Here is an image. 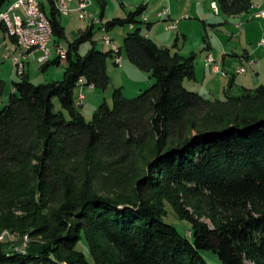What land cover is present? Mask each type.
Masks as SVG:
<instances>
[{"label": "trees", "instance_id": "obj_1", "mask_svg": "<svg viewBox=\"0 0 264 264\" xmlns=\"http://www.w3.org/2000/svg\"><path fill=\"white\" fill-rule=\"evenodd\" d=\"M216 1L227 16L247 13L253 5V0ZM49 2L50 14L41 8L53 38L63 39L57 1ZM95 2L103 18L107 0ZM5 9L6 0H0V12ZM146 9L141 5L104 25L107 32L124 25L133 29L118 55L124 50L130 64L155 80L139 96L128 99L122 88L114 89L112 106L103 103L90 122L78 111L80 80L99 90L112 83L107 67L115 53L96 50L95 25L69 44L62 81L34 85L24 73L13 83L0 110V231L27 232L42 241L24 250L0 244V264H92L78 250L83 240L93 264H208L203 250L213 251L222 264H264V109L187 136L196 127V114L216 105L260 111L264 85L223 104L188 91L183 82L194 77L193 59L172 54L135 27L144 23L138 19ZM0 33L17 44L5 24ZM87 42L92 49L81 56L79 48ZM51 64L61 61H48L43 70ZM5 90L0 79V101ZM150 139L156 143L154 157L131 195L95 189L103 175L95 171L104 160L131 164ZM84 160L88 178L79 187L72 172ZM164 199L193 230L182 235L164 220L158 206ZM196 201L207 208L212 227L185 208Z\"/></svg>", "mask_w": 264, "mask_h": 264}, {"label": "rangeland", "instance_id": "obj_2", "mask_svg": "<svg viewBox=\"0 0 264 264\" xmlns=\"http://www.w3.org/2000/svg\"><path fill=\"white\" fill-rule=\"evenodd\" d=\"M153 1L107 0L105 14L101 18V8L95 0H92V6H88V11L94 14L95 17L92 15V18H88V20L85 18L86 21H83L81 12L80 14L78 12L79 0H72L68 3L70 11L68 14L61 12L57 6L61 15L62 25L65 23L67 25L63 26L65 28V38H53V43L50 45L51 62L58 58L57 45L68 51L69 44L74 43L78 38L79 30L85 31L87 27L93 24L95 25L93 43L96 50L102 52L111 50L110 46L105 45L104 36H109L114 44L122 48L124 37L133 31L130 25L117 26L109 32H104L103 26L115 18L125 19L130 12H134L139 6L145 5L147 10L138 19L144 23L135 24V27H140L144 34H152L151 36L153 40L155 38V43L158 46L160 45V47L169 49L172 54L178 53L186 59H193L194 77L186 78L183 82L184 87L188 91L199 94L205 101L212 104L217 102L223 104L229 98L243 97L247 90L253 94L252 91L264 85V18H255L256 14H263L264 0H253L250 11L237 16L225 15L220 10V5L216 0H165L166 3L164 5L160 3L154 4ZM38 2L50 14L51 6L49 0H38ZM76 5L78 7L75 8ZM165 8H168L169 11L171 10V20L179 21L178 24L173 23L171 25L164 18H157L159 16L158 12L164 11ZM198 12H202V15H198ZM167 13L164 12L163 15ZM183 15H188L190 18L180 21ZM147 21L153 23L150 29L147 27ZM5 43L13 51L15 50V45L11 39L8 36L5 38L3 33L0 34V79L6 83L5 94L2 98L3 100L0 101V110L8 103L9 96L13 90V83L20 81V74L17 71L14 58L27 59L25 56L28 53L22 52L19 46L20 49H18L16 54L12 51L10 53L6 50ZM93 43L82 44L79 48V54L85 56L92 49ZM20 50L21 53L19 54ZM8 53L10 57H6ZM122 53L124 62L121 58V65L115 63L114 59L108 60V74L112 78L109 88L99 90L83 86V94L85 96L83 106H80L79 102L76 104L78 111L87 122L93 119L94 114L103 103L107 102L112 106L114 89L122 88L124 96L128 99H133L155 83L150 74L140 71L128 62L124 50ZM210 55L213 58V63L208 62ZM40 56L41 54H37L35 60L26 62L25 74L29 76L30 81L34 85H45L62 81L68 64H51L44 71L43 65L38 62ZM73 58L75 59V54ZM215 66L219 67V71L214 70ZM240 69H244L245 72L240 73ZM54 103L56 111H61L57 99H55ZM216 106L196 114L193 123L196 127L192 128L187 136L197 135L219 121L227 122L244 114L256 115L264 109L262 108L258 111L253 110L250 106L249 109L235 106L228 108L227 105ZM66 116L68 117L67 114ZM155 147V140H148L144 146L138 148V157L131 164L124 166L116 165V161L111 159L104 160L105 164L100 165L99 163L100 170L95 172L103 173V175L98 182L94 183L95 189L104 195L113 196V194L119 193L131 195L138 180L145 174L146 164L154 157ZM79 166L72 173L74 182L81 187L84 180L88 178L85 173L89 170L90 165L89 162L84 160ZM202 205L196 201L193 205L185 203V208L190 214H195L196 218L200 217L201 222L212 227L214 225L213 218L207 212L205 205ZM158 206L165 213L166 218L164 220L175 226L182 235H186L187 232L193 230L191 223L179 219L170 201L166 199L159 200ZM27 234V232L21 235L10 230H2L0 231V244L15 246L16 248L18 244L27 247L30 242L40 243L42 241L41 238L33 241ZM78 250L82 251L88 261L93 264L90 249L85 240L79 244ZM200 253L208 264H222L219 256L213 251L203 250Z\"/></svg>", "mask_w": 264, "mask_h": 264}, {"label": "built area", "instance_id": "obj_3", "mask_svg": "<svg viewBox=\"0 0 264 264\" xmlns=\"http://www.w3.org/2000/svg\"><path fill=\"white\" fill-rule=\"evenodd\" d=\"M72 0H68L70 3ZM80 5L78 11L81 12V16H86V19L92 18V14L88 11V6H91L92 0H79ZM56 3H59L57 0ZM61 4V3H60ZM33 5V14H24L22 11V0H18L17 2L10 5L7 9L0 12V32L2 23H9V34L12 37H15L17 40V46H21L22 52H28V58H34V51L41 52V56L38 58V62L44 64L50 61L51 58V49L50 44L53 41V29L51 22L43 11L42 8H35L34 3ZM21 11V13H18ZM61 12H65L68 14L70 11L68 9V4H61ZM164 12H170L168 8L164 9V11L159 13V17H163ZM264 17L263 14H258L255 18H262ZM190 17L188 15H183L181 20H187ZM146 21V20H145ZM176 23L178 24L179 21H169V24ZM107 38V46L111 47V50L115 53V63L121 65L120 56V47L112 42L109 36ZM57 54L58 58L61 62L67 61L68 51L65 49H61L60 45H57ZM6 57H10L8 53ZM28 59H21V58H14V63L17 67V71L20 75L25 73L26 70V61ZM208 62L213 63V58L211 55L208 57ZM215 71H219V67H214ZM240 73H244V69L239 70ZM79 85L81 88L82 80H80ZM85 100V96L83 93L78 95L77 102L82 106ZM26 246L22 247L21 250H24Z\"/></svg>", "mask_w": 264, "mask_h": 264}, {"label": "crops", "instance_id": "obj_4", "mask_svg": "<svg viewBox=\"0 0 264 264\" xmlns=\"http://www.w3.org/2000/svg\"><path fill=\"white\" fill-rule=\"evenodd\" d=\"M6 1H8V3H6V9H7L10 5H12L13 3L17 2L18 0H6ZM59 1H60V0H59ZM152 1H153V0H152ZM169 1H170V0H169ZM153 3H154V4H159V3H160V4H163V5H164V4L166 3V1H165V0H154ZM71 4H72V3H71ZM40 5L45 9V7H44L42 4H40ZM259 5L261 6V4H259ZM91 6H92V3H91ZM91 6H90V7H91ZM76 7H78V5H76L75 8H76ZM146 8H147V6H146ZM169 9H170V8H169ZM146 10H147V9H146ZM45 11H46V9H45ZM46 12H47V11H46ZM78 12H79V11H78ZM160 12H162V11H160ZM160 12H158V14H159ZM170 12H171V10H170ZM170 12H168V13L165 14V15H163V17H161V18H160V17L158 16V14H157V16H158L157 18H158V19H163V18H164L165 21H170V20L172 19V15H170ZM18 13H21V11H18ZM79 14H80V12H79ZM91 14H92V13H91ZM92 15L94 16V14H92ZM198 15H202V12H200V13L198 12ZM79 16H80V15H79ZM94 17H95V16H94ZM262 18H264V17H262ZM80 19H81V18H80ZM89 19H90V18H89ZM86 20H88V19H86ZM86 20L84 19L83 21H86ZM61 23H62V22H61ZM152 24H153V23L147 21V27L149 26V27L151 28V27H152ZM64 25H67V24L65 23ZM64 25H63V26H64ZM93 25H94V24H93ZM89 27H90V26H89ZM87 28H88V27H87ZM87 28H86V29H87ZM150 28H149V29H150ZM80 31H83V30H79V33H80ZM103 31H104V32H107V31H105L104 26H103ZM0 34H2V33H0ZM145 35H146L149 39H151L153 42H155V41H154L155 38H154V40L152 39V36H151L152 34H148V33L146 34V33H145ZM4 36H5V38L7 37V35H4ZM104 37H106V36H104ZM103 39H104V38H103ZM12 43L15 45V50H14V51L8 46L7 43H5V48H6V50H7L8 52H10V53L13 52L14 54H16V53L18 52V49H20V48L17 46L16 43H14V42H12ZM52 43H53V41H52ZM52 43H51V44H52ZM51 44H50V45H51ZM156 44H157V43H156ZM105 45H106V44H105ZM157 45H158V44H157ZM159 46H160V45H159ZM60 48H61V49H64V48H62L61 46H60ZM162 48H163V47H162ZM11 51H12V52H11ZM20 53H21V50H20L19 54H20ZM19 54H18V55H19ZM37 54H41V52H39V51H34V58L29 57L28 60H27L26 62L28 63L30 60H35ZM122 54H123V53H122ZM18 55H17V56H18ZM57 55H58V54H57ZM51 57H52V55H51ZM121 58H122V60H123V62H124L123 55L121 56ZM248 58H249V56H248ZM56 59H57V58H56ZM56 59H55V60H56ZM53 61H54V60H53ZM50 62H51V58H50ZM61 64H64V65L66 64V65H67L66 62H61ZM122 64H123V63H122ZM114 65H115V64H114ZM107 70H108V67H107ZM25 72H26V70H25ZM110 78H111V77H110ZM111 82H112V78H111ZM83 88H84V87L78 89V91H77V95L83 93ZM13 91H14V89L12 90V92H13ZM79 105H80V104H79ZM80 106H81V105H80ZM82 106H83V105H82Z\"/></svg>", "mask_w": 264, "mask_h": 264}, {"label": "bare ground", "instance_id": "obj_5", "mask_svg": "<svg viewBox=\"0 0 264 264\" xmlns=\"http://www.w3.org/2000/svg\"><path fill=\"white\" fill-rule=\"evenodd\" d=\"M33 3L35 5V8H41L38 0H22V10L24 11V14H33V5H32ZM60 3L61 4H68V0H60L59 3H57L58 9L61 11V4ZM258 14H262V13H258ZM258 14H256V15H258ZM85 18H86V16H82V19H85ZM2 24H5L7 26L8 31H9V23H2ZM104 40H105V43L107 45V38L105 37ZM19 47H21V46H19ZM26 57L28 59V53L25 56V58ZM120 59H121V57H120Z\"/></svg>", "mask_w": 264, "mask_h": 264}]
</instances>
